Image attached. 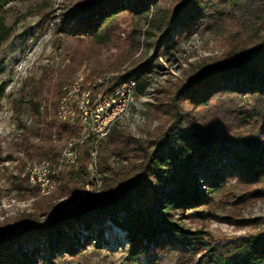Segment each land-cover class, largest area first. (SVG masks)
<instances>
[{
  "label": "trees",
  "instance_id": "1",
  "mask_svg": "<svg viewBox=\"0 0 264 264\" xmlns=\"http://www.w3.org/2000/svg\"><path fill=\"white\" fill-rule=\"evenodd\" d=\"M11 1L0 0V46L13 31L5 16ZM164 1L176 4L164 8ZM74 8L71 19L58 27L71 38L72 49L66 52L69 63L52 83V98L43 96L40 87L50 83L54 70L24 88L27 110L37 118L32 131L44 136L34 141L23 132L21 149L29 160L56 158L61 143L78 135L76 127L57 117V103L81 65L98 58L101 48L114 40L119 16L149 18L165 52L178 50L184 37L202 31L223 36L225 50L159 100L162 118L153 139L124 134L112 125L97 154L103 187L88 191L74 212L43 219L58 210L54 198L72 197L82 188L79 180L61 178L51 195L34 203L33 220H26L20 230L1 225L0 264H35L46 255L48 264H54L58 254H79L92 240L100 243L107 220L125 231L134 257L177 245L182 264H264V233L215 239L209 230L183 221L214 217L210 206L232 182L245 190L237 204L264 200V0H76ZM131 38L128 49L136 44L135 33ZM117 64L111 61L101 68L111 73ZM127 79L136 82L134 96L145 95L149 82L141 65L113 75L103 91ZM5 95L3 82L0 99ZM87 138L85 144H92V136ZM112 155L124 160L118 170L110 162ZM84 170L80 163L77 172L83 175ZM224 221L236 223L232 218ZM257 224L258 219H245L238 225ZM35 241L39 244L24 250Z\"/></svg>",
  "mask_w": 264,
  "mask_h": 264
},
{
  "label": "rangeland",
  "instance_id": "2",
  "mask_svg": "<svg viewBox=\"0 0 264 264\" xmlns=\"http://www.w3.org/2000/svg\"><path fill=\"white\" fill-rule=\"evenodd\" d=\"M75 1L12 0L5 7L6 22L13 27V31L0 46V83L6 84V95L0 99V226L10 225L20 230L26 220H33L31 213L35 210L34 203L42 197L51 195L61 178L79 180L82 188L72 197L67 195L58 197L59 192H56L54 196L57 197L53 199L52 204L60 205L54 215L49 214L43 217L46 221L55 217L61 210L73 205L84 192L91 189L90 192L98 191L103 187V178H100V187L93 188V185H89L91 182L89 148L92 144L91 142L85 144L88 138L83 139L81 144L77 142L78 154L75 159L77 161L74 164H64L60 180L52 178V181L56 180L54 189L51 187L52 184L48 185L49 189L47 185L36 187L35 182H39V177L31 180L26 171L27 164L36 161L46 160L51 166L57 164L66 144L77 140L78 137L81 139L84 134V128L78 121H64L70 127H76L78 135L63 141L54 159L29 160L26 159L21 149L24 131L28 132L34 141L44 138L43 135L37 137L32 131L37 118L27 110L26 96L23 97L24 88L54 70L50 83L45 82L40 87L43 96L52 98L53 84L58 73L69 63L66 52L72 49L69 48L72 44L71 38L60 32L58 27L62 20L71 19L69 11L75 9ZM164 2L161 6L169 9L176 4L174 1ZM148 20L149 18L147 20L137 19L130 14L119 16L114 40L105 48H101L98 58L85 61L81 65L69 84L63 87V93L74 81H80L92 93L106 89L110 86L113 75L136 66H143L149 87L144 96H134L128 112L114 122L113 126L123 131L124 134L136 138L153 139L159 127V120L162 118L161 108H157L161 106L159 100L167 98L173 92L174 86L186 78L191 71L199 65L211 62L225 48L223 36L202 31L184 37L180 41L178 50L171 51V53L165 52L164 44L158 42L160 32ZM134 33L136 44L134 43L132 49H128ZM111 61L119 62L116 71L103 72L101 67L110 64ZM94 85L100 87L93 89ZM245 102L249 103V99L246 98ZM58 103L60 104V101ZM153 110L158 113H153ZM110 132L103 141V145L108 140ZM101 149L99 148V152ZM121 159L116 155L110 158L111 164L117 170L121 163H124ZM80 163L85 167L83 175L77 172ZM71 170L74 171L70 174ZM233 185L234 182L228 190L218 195L210 206L209 211L214 214V217L207 220L184 218V223L192 228L207 229L215 239L222 240L246 234L264 233V200L250 198L244 203L237 204V200L245 190ZM45 204V202L41 203V206L45 207ZM204 208L206 207H200V209ZM224 218H232L236 223L229 224L224 221ZM245 219H258V224L238 225L241 224V220ZM103 229V241L96 243L97 240H92L91 244L86 245L79 254L73 256L58 254L54 264H182L177 245L154 253L144 252L134 257L130 253L131 243L120 226L107 220ZM33 244H39V241L25 244L24 250L30 251ZM48 258L47 255L46 260L39 258L35 264H48Z\"/></svg>",
  "mask_w": 264,
  "mask_h": 264
},
{
  "label": "bare ground",
  "instance_id": "3",
  "mask_svg": "<svg viewBox=\"0 0 264 264\" xmlns=\"http://www.w3.org/2000/svg\"><path fill=\"white\" fill-rule=\"evenodd\" d=\"M129 85L128 91L126 94H124V98L121 102V104L115 108L113 111H110L107 116H105V119L102 121V123H95L90 127V125H85V118H82V115H84L85 111L88 109H95V106H100V98L105 97V92L103 90H98L95 92H91L89 89L85 88L84 85L80 81H74L69 87L65 89V93L60 98V104L57 111V116L59 119L63 121H70V119H76L84 128V134L81 139H77L73 142H69L66 144L62 151L61 159H59V162L55 164L54 166H51L49 161L43 160L40 162H32L28 163L26 166V171L28 172L30 179L34 180L37 179L36 177H39L40 170L43 168L50 169V175L51 179L56 178V180H60V175L62 168L65 163L68 164V153L73 150V155L76 156L78 154V144L77 142H82L83 139L92 136V145L89 148V154H90V177L91 173H93L94 170V176H95V182L91 180V185H93V188L100 187L101 181L100 178L101 174L98 170V164H97V154L99 151L100 141L101 139H105L108 135L110 128L114 124V122L118 121L120 118H122L130 108V105L134 101V89L136 82L134 79H127L125 81H122L118 86H127ZM69 91L70 92H77L75 97H71L69 100V105L67 108L63 109L62 104L65 101L66 97H69ZM71 122V121H70ZM81 144V143H80ZM26 172V173H27ZM27 177V176H26ZM28 178V177H27ZM56 180H53V184L51 187L54 189V186L56 185ZM50 187V188H51ZM49 189V188H48ZM92 190V189H91ZM87 194V192H84L81 194L80 198H77V200L74 202V204L83 197V195ZM70 207H73L71 205ZM70 207H67L69 209Z\"/></svg>",
  "mask_w": 264,
  "mask_h": 264
},
{
  "label": "built area",
  "instance_id": "4",
  "mask_svg": "<svg viewBox=\"0 0 264 264\" xmlns=\"http://www.w3.org/2000/svg\"><path fill=\"white\" fill-rule=\"evenodd\" d=\"M128 88L129 85H117L111 91H105V97L100 98V106H95V109L87 108V111H85L84 115H82V118H85V125H90V127H92V125L95 123H102V121L105 119V116H107L110 111H113L121 104L124 98V94L127 93ZM76 94L77 92L69 91V97H66L65 101L62 104L63 109L67 108L70 98L75 97ZM76 119L77 118L70 119V121H76ZM105 139H101V143ZM76 161L77 160H75V155H73V150H71V152L68 153V164H74ZM91 180L95 182L94 170L93 173H91ZM50 184H53V181L51 179L50 169H47L46 167L40 170L39 182H35V186L38 187L39 185H47L48 188V185Z\"/></svg>",
  "mask_w": 264,
  "mask_h": 264
},
{
  "label": "water",
  "instance_id": "5",
  "mask_svg": "<svg viewBox=\"0 0 264 264\" xmlns=\"http://www.w3.org/2000/svg\"><path fill=\"white\" fill-rule=\"evenodd\" d=\"M81 200H82V198L80 199V201H78L75 204H73V207H70L69 209H63V210H61L60 214H68V213L74 212L76 206L81 202Z\"/></svg>",
  "mask_w": 264,
  "mask_h": 264
}]
</instances>
